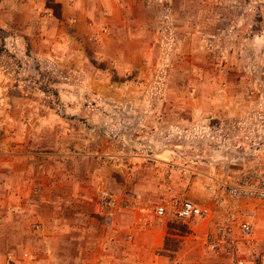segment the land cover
<instances>
[{"label": "rangeland", "instance_id": "rangeland-1", "mask_svg": "<svg viewBox=\"0 0 264 264\" xmlns=\"http://www.w3.org/2000/svg\"><path fill=\"white\" fill-rule=\"evenodd\" d=\"M250 168L264 169V0H0V264L120 253L139 216L165 224V260L211 262L174 209L225 201L222 174Z\"/></svg>", "mask_w": 264, "mask_h": 264}, {"label": "crops", "instance_id": "crops-1", "mask_svg": "<svg viewBox=\"0 0 264 264\" xmlns=\"http://www.w3.org/2000/svg\"><path fill=\"white\" fill-rule=\"evenodd\" d=\"M222 176V181L225 183L224 185L233 183L238 178L236 174L231 172H224ZM218 194L221 195V197H224L225 201L227 200V202H225L224 200L222 201L220 197L218 198V195H215L214 198L211 197L213 199H208L203 205H200L192 200L202 207L209 208L210 213L206 216H194L179 220L181 223L187 225L189 229V232L186 233L188 234V238L195 240V242L199 245L202 243L204 236L208 231H215L221 226L222 221L226 217L224 206H226V204L230 205V203L233 202L225 192V188L218 190ZM156 205L157 204L153 206V210ZM123 220L124 219L122 218L112 219L111 222L106 226L108 229L107 232L101 233L100 235L102 237L99 240H102L104 242L109 238H113L114 235H111L112 231H116V224H124ZM150 221V219L144 218V216L128 219L125 225H127L126 229L129 233L128 238H131L132 235L135 237V240L133 242H125L120 253H109L110 249H106V251L104 252V249H99V251H96L93 249L86 250V248H83L79 253V255H81V257L83 258L80 260V262L78 260L76 264H176V261L169 262L168 260H165L163 255H160V253L158 252L160 245L159 238L166 229L165 224L156 222V220L154 219L151 222ZM253 224L255 229V236L257 237L259 245L258 254L261 255L264 253V248L260 246V243L261 241L264 242V238L263 240L259 238L258 232H256L257 226L254 222ZM152 225L157 227H153ZM145 235L148 236H146V238L144 239ZM103 244L104 243H101V245ZM203 249L204 248L202 244V246L200 247V253L201 250L205 253L206 250ZM99 256H101L102 258L99 259ZM205 256L207 255H199L197 260L190 258L189 256V260L187 258L184 259L183 264H232V261L228 258L226 259L222 256L217 255H215V259L213 258L211 262H208L209 260ZM108 257L113 258L112 262L107 260ZM253 257L254 255L250 254L249 251H246L244 264H258L257 262L252 260ZM262 264H264V261L262 262Z\"/></svg>", "mask_w": 264, "mask_h": 264}, {"label": "built area", "instance_id": "built-area-1", "mask_svg": "<svg viewBox=\"0 0 264 264\" xmlns=\"http://www.w3.org/2000/svg\"><path fill=\"white\" fill-rule=\"evenodd\" d=\"M225 192L232 203L226 204V217L215 231H208L202 241L203 248L217 256H223L232 264H244L245 253L259 256V245L255 236L253 216L264 213V169L250 168L242 172L237 180L225 185ZM165 204H157V216L167 214ZM210 209L189 199L177 203L173 216L179 220L194 216L208 215ZM264 255V253H263Z\"/></svg>", "mask_w": 264, "mask_h": 264}]
</instances>
